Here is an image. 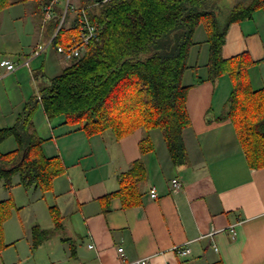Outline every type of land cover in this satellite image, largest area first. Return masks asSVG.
Segmentation results:
<instances>
[{"label": "crops", "instance_id": "obj_1", "mask_svg": "<svg viewBox=\"0 0 264 264\" xmlns=\"http://www.w3.org/2000/svg\"><path fill=\"white\" fill-rule=\"evenodd\" d=\"M25 5H13L0 14V63L19 64L14 72L0 66V128L13 126L32 98L40 96L51 79L72 64L57 52V45L50 44L42 55L31 59L30 67L25 66L37 46H47L53 34L49 28L53 20L44 23L42 11L35 15L40 27L23 26ZM59 8L62 12V5ZM261 13L233 24L223 49L226 58L247 51L261 62L251 71L256 87H264ZM75 19L70 18L69 27ZM207 40L201 26L184 77L185 86H191L187 103L191 126L184 132L188 155L182 166L173 164L158 130L150 133L155 150L142 155V132L119 141L110 131L88 138L63 125L62 119L48 120L40 106L35 126L48 139L43 152L49 158L60 157L67 170L46 197L39 190L30 191L33 200L50 197L48 212L57 207L60 226L56 227L50 213L45 224L35 216L34 227H26L20 218L6 222L0 264H130L142 258H149L150 264H264V169L250 168L233 123L220 120L232 91L231 79L223 76L216 84L196 82L207 78ZM139 159L147 169L142 204L125 209L119 198L108 200L106 196L120 189L123 176ZM173 179L182 183L178 191L173 190ZM20 187L8 190L0 183L6 191L0 201L13 198ZM153 189L156 199L150 197ZM27 206L18 205L17 212ZM35 227L47 233L41 234L38 245ZM183 246L190 249L186 257L176 249Z\"/></svg>", "mask_w": 264, "mask_h": 264}, {"label": "trees", "instance_id": "obj_2", "mask_svg": "<svg viewBox=\"0 0 264 264\" xmlns=\"http://www.w3.org/2000/svg\"><path fill=\"white\" fill-rule=\"evenodd\" d=\"M27 0H0V14ZM38 11L51 0H36ZM94 0H80L88 7ZM214 0H114L88 9L97 28L98 39L85 50L80 60L72 62L50 85L32 98L10 127L0 128V183L12 190L16 185L36 189L46 197L57 178L65 175L60 157H47L42 137L35 126L40 106L48 118H61L63 125L85 133L88 138L113 132L118 141L137 130L143 133L140 153L155 150L150 133L160 130L175 166L187 162L184 132L191 126L187 103L191 86L184 77L197 30L203 26L208 36L207 78L196 82L218 83L223 76L232 82V91L220 120H230L251 169H264V87H256L251 71L260 65L245 51L231 58L223 56L230 28L235 23L252 20L264 11V0L235 2L228 13L216 8ZM50 23V32L59 24L61 9ZM63 28L60 35L74 30ZM61 36L55 45H60ZM13 139L17 148L2 152L1 146ZM19 181L15 184V179ZM147 169L139 159L123 176L120 189L106 196L117 197L123 208L142 204V187ZM16 208L13 198L0 201V249L4 224ZM56 227L61 215L51 207ZM36 234H47L38 227ZM34 234V235H35ZM35 244L41 239H35Z\"/></svg>", "mask_w": 264, "mask_h": 264}, {"label": "built area", "instance_id": "obj_3", "mask_svg": "<svg viewBox=\"0 0 264 264\" xmlns=\"http://www.w3.org/2000/svg\"><path fill=\"white\" fill-rule=\"evenodd\" d=\"M114 2V0H94L93 3L84 8L80 7L79 4L73 3V0H51L47 5L43 7V13H44V23H48L52 20H54L57 17L56 7H61L62 5V12L60 15V20L58 27L54 31V33L50 37V44L55 45L58 38V32H60L65 27V24L67 22V18L71 16V14H75V24L76 28L79 31V34L77 36L72 37L71 42L66 46L62 47L61 45L57 46V51L59 54H62L65 56V58L69 62H75L77 60H80L85 50L88 48V46L98 39V33L97 28L90 20V17L88 15V9L92 6H99L103 4H107L109 2ZM48 46L45 44H40L37 46V48L32 52L30 58L25 62V66L30 67L31 59L37 58L38 56L42 55ZM0 66L2 68H5L7 72H14L19 68V64L16 62H12L10 60H3L0 63ZM172 187L174 191H178L182 188V183L179 179H173L172 180ZM152 198L156 199L158 197L156 190L153 189L151 192ZM230 233L232 237H236L237 232L235 227L233 226L230 229ZM181 256H188L190 254V249L186 247H178L176 248ZM119 253L124 256V249L120 248ZM130 264H150L149 258H142L135 262H132Z\"/></svg>", "mask_w": 264, "mask_h": 264}, {"label": "rangeland", "instance_id": "obj_4", "mask_svg": "<svg viewBox=\"0 0 264 264\" xmlns=\"http://www.w3.org/2000/svg\"><path fill=\"white\" fill-rule=\"evenodd\" d=\"M78 0H73V3H77ZM216 3V8H220L225 11L226 13H228V9L235 3L237 2L238 0H214ZM25 6H23L24 8V13H26V18L24 19V22H23V26L27 27V26H32L34 25L35 27L37 26H41L42 24L39 22V19L37 18V16L35 17V15H38V10H37V1L36 0H27L25 1ZM42 11V15H44L43 13V10ZM264 11H262L263 13ZM261 13V14H262ZM258 16V15H257ZM73 17L75 18V14H71V16H69L67 18V22L65 24V27L68 28L69 26V23H70V18ZM35 22V23H34ZM73 22V21H72ZM253 25H251L252 27ZM253 29V27H252ZM30 29L27 28L26 29V32H29ZM54 33V32H53ZM79 34V31L78 29H72V30H69V31H66L64 32L62 35H60V32H58V37L61 36V43L60 45L62 47H66L70 42H71V39H72V36H77ZM50 45V40H49V43L47 46ZM58 52V51H57ZM62 55V54H60ZM63 56V55H62ZM65 58V56H63ZM66 59V58H65ZM67 60V59H66ZM256 85V84H255ZM57 119H61V118H57ZM57 119H54V120H57ZM160 131V130H159ZM159 131L157 132L158 136L160 135L159 134ZM140 132H142L141 130H137L135 131L133 134H139ZM142 139V138H141ZM153 142V141H152ZM154 143V142H153ZM17 148V145L15 143V141L13 139H9L7 140L2 146H1V151L6 153V152H9V151H12L14 149ZM20 191H15L14 195L12 194L11 196L13 197V202L15 204V206H17L13 212H12V215L10 217V219L8 221L12 222L11 220H15L17 218H20L21 221L23 223H25L26 227H29V225H31L30 227H34L33 225H36V223H34L33 221H35V216L37 217H40V220H41V223L42 224H45L46 221H49L48 219V215L50 212H48L49 210V207L52 206V202H51V199L50 197L45 199V200H33L35 195L32 191L30 190H25L23 187H20L19 189ZM6 192L4 189H0V196H2V193ZM19 192V193H18ZM31 199V201H30ZM30 201L31 202V205H30ZM21 206H26V209L21 212V213H18L17 211L19 210L18 208V205ZM30 205V207H29ZM17 212V213H16ZM35 213H37L38 215H35ZM48 214V215H47ZM52 214L50 213L49 216H51ZM39 219V218H38ZM7 221V222H8ZM4 236H3V239L1 241V244L5 243L6 242V239H7V236H6V231H4ZM33 234H35L33 232ZM41 234L39 232H37L35 234V239L39 240L41 238ZM2 247V246H0ZM137 261V260H136ZM135 262V261H134Z\"/></svg>", "mask_w": 264, "mask_h": 264}]
</instances>
